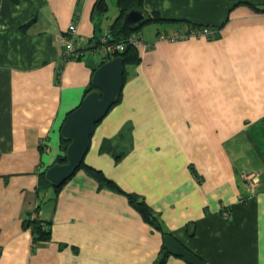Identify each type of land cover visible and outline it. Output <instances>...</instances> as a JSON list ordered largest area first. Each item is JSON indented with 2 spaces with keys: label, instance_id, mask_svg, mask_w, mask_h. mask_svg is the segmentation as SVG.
<instances>
[{
  "label": "crops",
  "instance_id": "crops-1",
  "mask_svg": "<svg viewBox=\"0 0 264 264\" xmlns=\"http://www.w3.org/2000/svg\"><path fill=\"white\" fill-rule=\"evenodd\" d=\"M95 1L0 0V264H159L165 234L203 264H264V12L252 7L264 0H143L165 20L134 32L145 46L83 162L141 196L161 230L80 168L41 193L32 217L49 239L33 245L38 173L97 68L66 58L61 38L73 23L88 46L118 14L116 0L92 13ZM189 22L216 35L176 38ZM161 264L189 263L167 252Z\"/></svg>",
  "mask_w": 264,
  "mask_h": 264
},
{
  "label": "water",
  "instance_id": "water-1",
  "mask_svg": "<svg viewBox=\"0 0 264 264\" xmlns=\"http://www.w3.org/2000/svg\"><path fill=\"white\" fill-rule=\"evenodd\" d=\"M145 19L142 11L131 9L123 16L127 26L140 25ZM92 91L69 112L62 125L61 136L69 141L65 149V162L53 163L44 171L45 180L53 187L61 185L83 161L94 126L108 112L121 93L123 86V60L113 57L99 65L92 73ZM163 247L171 255L182 257L189 264H203L190 251L169 234L163 235Z\"/></svg>",
  "mask_w": 264,
  "mask_h": 264
},
{
  "label": "trees",
  "instance_id": "trees-1",
  "mask_svg": "<svg viewBox=\"0 0 264 264\" xmlns=\"http://www.w3.org/2000/svg\"><path fill=\"white\" fill-rule=\"evenodd\" d=\"M10 1L13 3H17L19 0H10ZM116 4L118 7V14L113 19L111 24L107 27L106 31L108 33L109 43H113V44L121 43L124 46L123 50L117 51L111 56V57L122 58V60H123V82H124L125 77H126L127 65H135L139 61V55L137 52V48L129 42V37L132 34H135L134 32H136L140 27H142L146 24H150V23L162 22L165 19L162 18L157 11L148 12L147 10H145L143 8V0H116ZM252 7L257 11L264 12V4L253 5ZM107 8H108V5H107L106 0H96L94 5H93L92 13L94 12L97 15L103 14L107 11ZM131 9L140 10L144 14L145 19L140 25L127 26L123 23L124 14ZM27 25L28 24H26L25 27ZM199 27H203V26L189 22V28H188L189 30L193 29V28H199ZM207 27H209V26H207ZM212 29H213V36H215L216 35L215 32H217V29H215V28H212ZM100 37H101V35L99 37H96V36L91 37L88 40V46L87 47H85V46L80 47V46H77L74 44L73 35L70 36V35H68V33H66L65 36H63V38H65V39H70L73 42V46L75 47V49L80 51V54H82V55L79 54L78 58H81L82 56H84L86 49L91 50L92 48L97 47V45L100 42L99 41ZM64 48H63V51H64ZM64 56L66 58L67 57L71 58V57L67 56L66 54H64ZM111 57H109V58H111ZM103 62H105V60H100L97 67L99 65H101ZM95 69L96 68H93V71ZM93 89H94V87L91 85V83H89L87 88H85V90H84L83 96H85L87 93H89ZM120 94L117 96L115 103L120 100ZM68 143H69L68 140L63 139V138L61 139V154H59L56 157V160L54 163H64L65 162V149H66V146ZM100 150H103V151L110 150L109 142L104 141L100 147ZM80 168L84 169L87 173L92 175L97 180L99 187H108V188H111V189L121 193L122 195H124L127 198L128 203L135 210H137V212H139V214L141 215V217L145 221H147L149 224H151L154 228L161 230V225H160L161 221H160L159 215L150 209V207L145 203L144 199L141 196H139L135 193L124 192L112 180L107 178L101 171L89 167L83 161L76 168L74 173L76 171H78ZM65 181L61 185H59L57 187H53L45 180L44 171L39 172L38 173V179H37V187L35 189V192L37 193L38 197L41 196V193L43 192L44 189L49 188V187H52L56 192H58L59 189L62 187V185L65 183ZM39 199H41V203L38 204L35 207V210L33 212H31L29 214V216L25 219V226L31 232L33 245L37 241L49 239V231L46 227L47 223L45 222V220L41 219L39 216L32 217L34 213L38 212L40 206L49 200L48 198H46V201L44 202L42 197H40ZM162 250H163L162 255L158 260L159 264L163 263L165 257L167 256V252L164 250V248H162Z\"/></svg>",
  "mask_w": 264,
  "mask_h": 264
},
{
  "label": "built area",
  "instance_id": "built-area-1",
  "mask_svg": "<svg viewBox=\"0 0 264 264\" xmlns=\"http://www.w3.org/2000/svg\"><path fill=\"white\" fill-rule=\"evenodd\" d=\"M75 31H76V26L73 23L69 24L67 30L68 35L72 36L75 33ZM186 33L187 34H178L176 38L188 37V36L190 37L195 35H201L206 38H210L213 36V29L207 26H203V27L187 30ZM99 41L100 42L97 45V47L88 50L89 55L91 57H99L101 60H104L111 57L115 52L121 51L124 48L123 44L121 43H117V44L109 43L107 31H105L101 35ZM61 42H63L65 47L63 54H66L69 57L79 56L80 51L75 49V47L73 46V42L70 39H65L62 37ZM129 42L133 44L136 48L145 46L144 41L137 34H132L129 37ZM246 179L248 180L250 186H254L256 184L255 178H253L252 176H246Z\"/></svg>",
  "mask_w": 264,
  "mask_h": 264
},
{
  "label": "rangeland",
  "instance_id": "rangeland-1",
  "mask_svg": "<svg viewBox=\"0 0 264 264\" xmlns=\"http://www.w3.org/2000/svg\"><path fill=\"white\" fill-rule=\"evenodd\" d=\"M210 38H211V37H210ZM85 47H87V46H85ZM84 57H85L86 59H89V58L93 59L94 62H96V66H97V65L99 64V62H100V60H99L98 58L91 57V56L89 55V51H88L87 49L85 50Z\"/></svg>",
  "mask_w": 264,
  "mask_h": 264
},
{
  "label": "bare ground",
  "instance_id": "bare-ground-1",
  "mask_svg": "<svg viewBox=\"0 0 264 264\" xmlns=\"http://www.w3.org/2000/svg\"><path fill=\"white\" fill-rule=\"evenodd\" d=\"M111 58H113V57H111ZM111 58H107V59H104V60L107 61V60H109V59H111Z\"/></svg>",
  "mask_w": 264,
  "mask_h": 264
}]
</instances>
